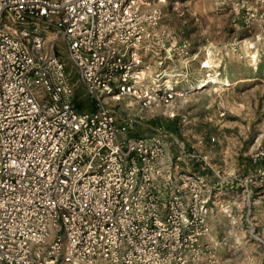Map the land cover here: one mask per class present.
Returning <instances> with one entry per match:
<instances>
[{
    "label": "built area",
    "instance_id": "built-area-1",
    "mask_svg": "<svg viewBox=\"0 0 264 264\" xmlns=\"http://www.w3.org/2000/svg\"><path fill=\"white\" fill-rule=\"evenodd\" d=\"M157 1L0 0V264H198L206 177L166 159L165 128L134 136L137 117L111 104L178 96L142 51ZM233 1L264 29V0Z\"/></svg>",
    "mask_w": 264,
    "mask_h": 264
},
{
    "label": "rangeland",
    "instance_id": "rangeland-1",
    "mask_svg": "<svg viewBox=\"0 0 264 264\" xmlns=\"http://www.w3.org/2000/svg\"><path fill=\"white\" fill-rule=\"evenodd\" d=\"M157 4L163 18L148 29L142 51L150 80L163 73L165 85L177 81L178 96L153 111L133 99L111 102L112 108L119 123L137 117L134 136L165 128L166 159L178 171L206 177L209 229L189 257L198 264H264V29L246 22L233 0ZM49 34L72 69L66 46ZM74 103L94 108L79 82Z\"/></svg>",
    "mask_w": 264,
    "mask_h": 264
},
{
    "label": "bare ground",
    "instance_id": "bare-ground-1",
    "mask_svg": "<svg viewBox=\"0 0 264 264\" xmlns=\"http://www.w3.org/2000/svg\"><path fill=\"white\" fill-rule=\"evenodd\" d=\"M206 66H210V63L208 62V63H206ZM213 81L215 82V83H222V81L219 79V78H217V77H215L214 79H213ZM203 82H205V80H203L201 83L203 84ZM201 83H200V85H201ZM204 85V84H203ZM206 85V84H205ZM204 85V86H205ZM204 86H201V88L202 87H204Z\"/></svg>",
    "mask_w": 264,
    "mask_h": 264
},
{
    "label": "trees",
    "instance_id": "trees-1",
    "mask_svg": "<svg viewBox=\"0 0 264 264\" xmlns=\"http://www.w3.org/2000/svg\"><path fill=\"white\" fill-rule=\"evenodd\" d=\"M79 107V106H78ZM94 108H92V110H93ZM196 163H198V162H196ZM201 165V166H200ZM198 167H201L202 168V164H199L198 163ZM204 172V171H203ZM204 174V173H203Z\"/></svg>",
    "mask_w": 264,
    "mask_h": 264
}]
</instances>
